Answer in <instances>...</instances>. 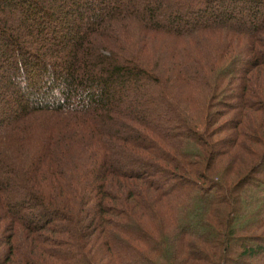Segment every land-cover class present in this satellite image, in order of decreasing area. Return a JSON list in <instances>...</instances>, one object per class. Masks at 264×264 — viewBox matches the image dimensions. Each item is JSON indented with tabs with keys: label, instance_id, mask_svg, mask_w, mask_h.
<instances>
[{
	"label": "trees",
	"instance_id": "16d2710c",
	"mask_svg": "<svg viewBox=\"0 0 264 264\" xmlns=\"http://www.w3.org/2000/svg\"><path fill=\"white\" fill-rule=\"evenodd\" d=\"M0 71V264H264V0H0Z\"/></svg>",
	"mask_w": 264,
	"mask_h": 264
},
{
	"label": "rangeland",
	"instance_id": "374dc122",
	"mask_svg": "<svg viewBox=\"0 0 264 264\" xmlns=\"http://www.w3.org/2000/svg\"><path fill=\"white\" fill-rule=\"evenodd\" d=\"M20 12V11H19ZM22 14V13H21ZM1 72V71H0ZM225 136V134H221V133H218L215 137H214V140H218V139H221L222 137H224ZM262 169H264V166H263V168ZM36 221H40L38 218H37V220ZM249 261L250 262H252V263H255V264H258V260H256V259H250L249 258Z\"/></svg>",
	"mask_w": 264,
	"mask_h": 264
}]
</instances>
